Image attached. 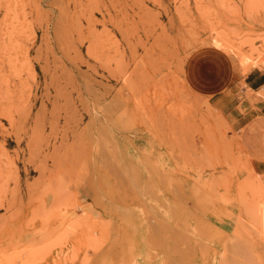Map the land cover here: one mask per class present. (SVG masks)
I'll return each instance as SVG.
<instances>
[{"label":"rangeland","instance_id":"obj_1","mask_svg":"<svg viewBox=\"0 0 264 264\" xmlns=\"http://www.w3.org/2000/svg\"><path fill=\"white\" fill-rule=\"evenodd\" d=\"M222 58L264 72V0H0V264H264V173L188 78Z\"/></svg>","mask_w":264,"mask_h":264},{"label":"crops","instance_id":"obj_2","mask_svg":"<svg viewBox=\"0 0 264 264\" xmlns=\"http://www.w3.org/2000/svg\"><path fill=\"white\" fill-rule=\"evenodd\" d=\"M222 59V65L217 63L215 66L208 62L204 66L202 59L190 62V87L198 95L208 98L212 106L226 116L232 129L229 136L236 133L246 140L248 154L254 157V169L263 174L264 144L260 140L264 136V72L253 70L241 81L230 69L229 61ZM237 187L236 183L232 185L231 197H236ZM228 211L237 213L232 207H228ZM234 227L230 216L224 221L223 233L226 236L234 234Z\"/></svg>","mask_w":264,"mask_h":264},{"label":"bare ground","instance_id":"obj_3","mask_svg":"<svg viewBox=\"0 0 264 264\" xmlns=\"http://www.w3.org/2000/svg\"><path fill=\"white\" fill-rule=\"evenodd\" d=\"M1 75H2V74H1ZM9 94H10V93H9ZM8 110H9V109H8ZM2 111H3V110H2ZM10 122H11V121H10ZM11 123H13V122H11ZM7 160H8V158H7ZM5 165H6V164H5ZM1 170H2V169L0 168V174L2 173ZM42 172H43V171H42ZM1 175H2V174H1ZM1 175H0V177H1ZM5 193H6V192H5ZM4 196H5V195H4ZM2 203H3V202H2ZM8 203H9V202H8ZM10 204H11V203H10Z\"/></svg>","mask_w":264,"mask_h":264}]
</instances>
